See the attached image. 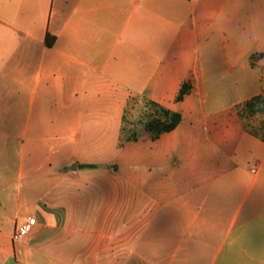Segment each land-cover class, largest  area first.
I'll list each match as a JSON object with an SVG mask.
<instances>
[{
  "label": "crops",
  "instance_id": "1",
  "mask_svg": "<svg viewBox=\"0 0 264 264\" xmlns=\"http://www.w3.org/2000/svg\"><path fill=\"white\" fill-rule=\"evenodd\" d=\"M260 95L264 0H0V264H264ZM131 98L180 124L121 144Z\"/></svg>",
  "mask_w": 264,
  "mask_h": 264
},
{
  "label": "trees",
  "instance_id": "2",
  "mask_svg": "<svg viewBox=\"0 0 264 264\" xmlns=\"http://www.w3.org/2000/svg\"><path fill=\"white\" fill-rule=\"evenodd\" d=\"M188 90L189 85L185 84L182 87L177 100H182ZM136 99L139 98H131L125 109V115L123 117V128L121 131V144L126 141L137 140L141 136V133H147L152 139H157L162 134L174 130L180 124L182 119L180 113L174 112L156 102L147 100L146 98H140L144 105L145 112L136 122H134V124L143 126V131L138 133L134 130H130L127 132V115L132 103L136 101ZM263 111L264 96L260 95L254 97L244 104V112L248 113L251 116ZM261 138L264 139L263 136H261Z\"/></svg>",
  "mask_w": 264,
  "mask_h": 264
},
{
  "label": "rangeland",
  "instance_id": "3",
  "mask_svg": "<svg viewBox=\"0 0 264 264\" xmlns=\"http://www.w3.org/2000/svg\"><path fill=\"white\" fill-rule=\"evenodd\" d=\"M0 112L2 113V117H5L6 114H8V110H6V105L5 103H1L0 104ZM145 112L144 109V105L141 101V99H136V101H134L129 109L128 115H127V124H126V130L128 131H136V132H142L143 131V126L138 125V124H134V122H136L141 115H143ZM244 118H245V122L246 124L256 133H258L259 135L264 137V112H260L257 113L256 115H249L248 113H244ZM3 125L4 123L8 122L7 120H3ZM2 140V145L5 142V140L7 139V137L5 135H2V137H0ZM9 161L13 162V153L11 154V157H9ZM9 168V167H8ZM11 169V168H9ZM28 184L26 182L23 183L22 185V195L24 197L25 193H27L28 191ZM46 190V188L43 189H38L34 192V196H39L42 195L43 192ZM25 202V199L23 198V202H22V210L19 213V217H17V220L22 221L27 215L28 212L26 211V208L23 206ZM15 214H13V220L15 219ZM16 228L15 224H11L8 223L5 227V233L9 236L14 232V229Z\"/></svg>",
  "mask_w": 264,
  "mask_h": 264
},
{
  "label": "built area",
  "instance_id": "4",
  "mask_svg": "<svg viewBox=\"0 0 264 264\" xmlns=\"http://www.w3.org/2000/svg\"><path fill=\"white\" fill-rule=\"evenodd\" d=\"M36 225L37 220L33 217H29L22 223L18 224L12 235L13 243H19L20 241L28 237Z\"/></svg>",
  "mask_w": 264,
  "mask_h": 264
}]
</instances>
